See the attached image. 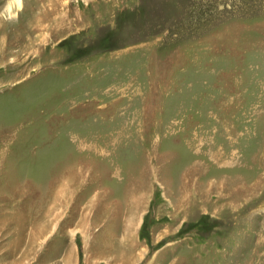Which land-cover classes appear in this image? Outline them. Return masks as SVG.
<instances>
[{"label": "rangeland", "instance_id": "rangeland-1", "mask_svg": "<svg viewBox=\"0 0 264 264\" xmlns=\"http://www.w3.org/2000/svg\"><path fill=\"white\" fill-rule=\"evenodd\" d=\"M69 254L264 264V0L0 19V264Z\"/></svg>", "mask_w": 264, "mask_h": 264}, {"label": "clouds", "instance_id": "clouds-1", "mask_svg": "<svg viewBox=\"0 0 264 264\" xmlns=\"http://www.w3.org/2000/svg\"><path fill=\"white\" fill-rule=\"evenodd\" d=\"M24 9V0H6L3 9L0 10V19L11 23L19 18L20 12Z\"/></svg>", "mask_w": 264, "mask_h": 264}, {"label": "crops", "instance_id": "crops-1", "mask_svg": "<svg viewBox=\"0 0 264 264\" xmlns=\"http://www.w3.org/2000/svg\"><path fill=\"white\" fill-rule=\"evenodd\" d=\"M96 257V256H95ZM95 257L93 256V257H90L89 259L87 258V264H92V262H91V260L93 261V259L95 260ZM70 258V254H69V256H67L66 258H65V261H64V263L63 264H77V263H75L74 262V260H73V262L71 261L70 263H68L69 262V260H71V259H69ZM72 258V257H71Z\"/></svg>", "mask_w": 264, "mask_h": 264}]
</instances>
